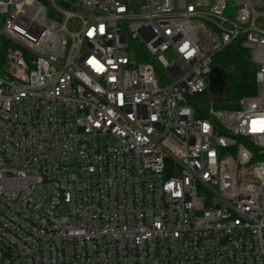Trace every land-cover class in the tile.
I'll list each match as a JSON object with an SVG mask.
<instances>
[{"label":"built area","instance_id":"built-area-1","mask_svg":"<svg viewBox=\"0 0 264 264\" xmlns=\"http://www.w3.org/2000/svg\"><path fill=\"white\" fill-rule=\"evenodd\" d=\"M47 1L0 0V264H264V0Z\"/></svg>","mask_w":264,"mask_h":264},{"label":"trees","instance_id":"trees-1","mask_svg":"<svg viewBox=\"0 0 264 264\" xmlns=\"http://www.w3.org/2000/svg\"><path fill=\"white\" fill-rule=\"evenodd\" d=\"M5 44L0 40V52ZM213 66L227 68L224 73L223 94L220 97L206 91L203 95L191 99L197 117H212V111L219 108L233 109L244 96H253L258 93L256 79L259 69L252 61L251 52L242 46L240 38L219 52L213 61Z\"/></svg>","mask_w":264,"mask_h":264},{"label":"water","instance_id":"water-1","mask_svg":"<svg viewBox=\"0 0 264 264\" xmlns=\"http://www.w3.org/2000/svg\"><path fill=\"white\" fill-rule=\"evenodd\" d=\"M45 4L48 3L47 0H43ZM227 68H219L213 66L212 70L208 76V93L220 97L223 94L224 88V73Z\"/></svg>","mask_w":264,"mask_h":264},{"label":"rangeland","instance_id":"rangeland-1","mask_svg":"<svg viewBox=\"0 0 264 264\" xmlns=\"http://www.w3.org/2000/svg\"><path fill=\"white\" fill-rule=\"evenodd\" d=\"M232 13V11H230V14ZM48 18H49V20H51V19H53V18H55V19H61V17H60V15L59 14H57L55 11H53V9H52V7H49L48 8ZM2 38L0 37V40H1ZM170 58H173V56L171 55V56H169Z\"/></svg>","mask_w":264,"mask_h":264}]
</instances>
